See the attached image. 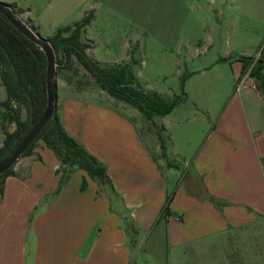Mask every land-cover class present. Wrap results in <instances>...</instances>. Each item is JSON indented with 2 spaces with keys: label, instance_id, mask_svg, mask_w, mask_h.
<instances>
[{
  "label": "crops",
  "instance_id": "crops-1",
  "mask_svg": "<svg viewBox=\"0 0 264 264\" xmlns=\"http://www.w3.org/2000/svg\"><path fill=\"white\" fill-rule=\"evenodd\" d=\"M225 9L237 19L264 18V0H219L203 10L224 15ZM83 39L90 45L86 54L99 63L90 56L88 38ZM255 56L264 74L263 41L252 53L246 47L220 48L199 69L229 66L227 73L215 72V82H230L216 110L213 94L203 107L192 98L208 120L200 141L186 125L197 113L177 109L185 100L158 116L170 155L182 159L179 168L164 167L160 146H147L127 117L88 99L71 82L63 84L59 97L56 83L62 127L105 168L109 183L99 187L82 170L59 182V161L38 140L3 180L0 264H137L131 248L139 234L153 230L155 241L166 245L167 264H264V82L249 75L238 84L241 58ZM164 169L179 172L175 186ZM82 176L88 178L86 187H80ZM167 196L168 212L159 214ZM120 221L127 225L123 231ZM214 240L220 255L208 250Z\"/></svg>",
  "mask_w": 264,
  "mask_h": 264
},
{
  "label": "rangeland",
  "instance_id": "rangeland-1",
  "mask_svg": "<svg viewBox=\"0 0 264 264\" xmlns=\"http://www.w3.org/2000/svg\"><path fill=\"white\" fill-rule=\"evenodd\" d=\"M12 1L18 4L20 14L28 12L22 14V18L43 38L50 37L57 28L79 21L85 13L90 12L91 20L83 35L91 43L90 56L99 61L100 65H108L126 62L127 53L132 51V56L136 60L132 65V71L142 88L155 91L162 96L179 94L182 90L185 101L179 104L177 109H181L178 111L182 112L193 109L197 113L198 118L186 124L191 131L199 134V138L195 139L197 141L201 140V135L205 132L202 130L208 120L205 112L195 110L192 98L198 100L203 107L208 102V96L213 94L211 101H214L213 110H216L225 100L226 92L230 88V82L226 83L225 78L215 82L219 73L229 71V66L228 70L212 67L200 72L199 69L209 64L220 48L234 47L238 50L240 47H246L248 52L252 53L259 43L264 42V18L237 19L232 13L225 14L228 12L226 9L224 15L215 12L210 14L203 10L215 7L219 0H212L215 3H210L209 0H187L181 4L174 3L173 0ZM72 63L71 69H59L57 73L55 70L59 97L64 91L63 84L68 77L72 84L84 90V96L88 99L112 108L131 120L142 141L151 149L154 143L160 146V139L162 142L160 159L163 163L164 154L167 156L166 159L182 163L181 158L170 155L168 133L162 128L158 116H154L146 123L137 109L108 96L99 89L98 84L87 72L81 69L74 71L76 68L74 59ZM4 97L5 92L0 83V100ZM12 128L13 125H9L8 129ZM1 139L0 130V142ZM164 170L168 183L175 186L179 172L169 173L166 172L167 169ZM87 181L88 178L82 176L80 183L83 182L86 187ZM183 184L180 183L185 187ZM125 226L127 225L121 222L122 231L125 230ZM155 233L153 230L150 233L139 234L135 248H131L135 263L167 262L166 245L161 244L163 240L155 241ZM208 246L211 254L220 255V245L215 240ZM178 264H187V260H182Z\"/></svg>",
  "mask_w": 264,
  "mask_h": 264
},
{
  "label": "trees",
  "instance_id": "trees-1",
  "mask_svg": "<svg viewBox=\"0 0 264 264\" xmlns=\"http://www.w3.org/2000/svg\"><path fill=\"white\" fill-rule=\"evenodd\" d=\"M6 3L20 14L21 9L16 8L14 3ZM91 16L92 14L87 12L79 21L57 28L50 37L46 38L55 53L56 73L59 69H71L74 59L77 68L73 69L74 71L81 69L87 72L98 84L100 90L106 92L111 98L137 109L146 121L153 116H164L170 113L185 100L182 90L179 94L162 96L155 91L142 88L132 71V65L136 63L132 51L127 53L128 60L126 62L100 65L91 59L85 52L90 45L83 39L84 28L90 22ZM26 23L29 25L27 21ZM30 27L35 31L32 26ZM252 58H241L243 69ZM260 62L258 57L249 71V75L263 83L264 74L261 73ZM45 65L43 51L17 31L0 14V83L5 92L4 99L0 100V130L2 134L0 161L12 152L16 143L44 110L46 103ZM65 81L71 82L68 77ZM9 125H13L11 130L8 129ZM38 140H41L58 159L61 172L59 182L73 171L82 170L97 184L106 185L109 183L105 168L64 130L56 109L19 157L29 155ZM161 143L159 139L162 150ZM163 157L165 156L163 155ZM163 164L166 168L180 167L179 162L174 159L164 158ZM12 167L0 174V195L4 178L13 173ZM83 186L82 182L80 187ZM169 198V196L166 197L159 214L168 212Z\"/></svg>",
  "mask_w": 264,
  "mask_h": 264
},
{
  "label": "water",
  "instance_id": "water-1",
  "mask_svg": "<svg viewBox=\"0 0 264 264\" xmlns=\"http://www.w3.org/2000/svg\"><path fill=\"white\" fill-rule=\"evenodd\" d=\"M0 14L23 36L33 42L45 55V95L46 103L43 112L32 124L25 135L16 143L12 152L0 161V174L14 165L22 152L35 139L40 130L44 127L48 119L52 116L56 106V59L55 53L46 38L41 37L37 32L23 20L20 15L12 9L6 2L0 0Z\"/></svg>",
  "mask_w": 264,
  "mask_h": 264
},
{
  "label": "built area",
  "instance_id": "built-area-1",
  "mask_svg": "<svg viewBox=\"0 0 264 264\" xmlns=\"http://www.w3.org/2000/svg\"><path fill=\"white\" fill-rule=\"evenodd\" d=\"M262 46H263V45H261V47H259V49H258V52H259V53H260L261 50H262ZM256 60H257V56L253 57V58L249 61V63L247 64V66H246V67L244 68V70L242 71V75H241V78H240L238 84L242 81V79H243L244 77L249 76V71L251 70V68H252V66L254 65V63H255Z\"/></svg>",
  "mask_w": 264,
  "mask_h": 264
}]
</instances>
